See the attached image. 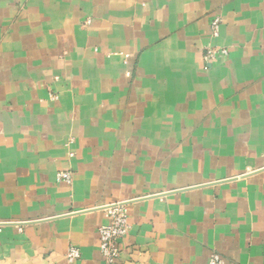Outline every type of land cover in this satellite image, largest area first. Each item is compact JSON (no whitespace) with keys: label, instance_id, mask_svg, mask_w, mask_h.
<instances>
[{"label":"crops","instance_id":"0c3cea01","mask_svg":"<svg viewBox=\"0 0 264 264\" xmlns=\"http://www.w3.org/2000/svg\"><path fill=\"white\" fill-rule=\"evenodd\" d=\"M177 124H241L204 183L163 169ZM118 201L113 264H264V0H0V264H104Z\"/></svg>","mask_w":264,"mask_h":264},{"label":"rangeland","instance_id":"374dc122","mask_svg":"<svg viewBox=\"0 0 264 264\" xmlns=\"http://www.w3.org/2000/svg\"><path fill=\"white\" fill-rule=\"evenodd\" d=\"M196 125L177 124V129L174 125L171 129H164V137L170 139H177V141L176 144H172L170 141L171 144L169 143L168 145H166V148L169 149V151H166V154H164L162 160L163 169L166 172L172 169L173 167L178 169L180 175L178 182L179 185L189 184L191 182L196 184L204 183V181H206V178L208 177H206V175H203V173H206V170H208V166L209 168L211 167L212 170L214 168L216 170L219 168V158H224V154H226V147H228L230 138H235L234 132L240 131L237 126L241 124H226L225 128H222L224 124H207V129L204 130L203 135H201L200 133L198 134L200 130L196 129L198 128V126L196 127ZM200 136H204V138H201V141L199 139ZM176 154H178L177 157ZM190 154L192 158L190 157ZM251 169L252 168L250 167L249 162L247 161L245 173L252 171ZM192 171L194 173L193 176ZM190 176H192L191 182ZM219 179L220 177L212 176L209 181H215ZM164 181H166V178H164ZM130 230L131 225L129 223V230L125 237L130 233ZM121 253L122 247L120 249V255Z\"/></svg>","mask_w":264,"mask_h":264},{"label":"built area","instance_id":"2783aa9c","mask_svg":"<svg viewBox=\"0 0 264 264\" xmlns=\"http://www.w3.org/2000/svg\"><path fill=\"white\" fill-rule=\"evenodd\" d=\"M221 19L217 18L212 23V32L215 36L219 34ZM88 20L86 23H89ZM227 54V48L210 47L208 48L205 59L207 61L214 60L218 54ZM73 172L71 170H60L57 179L60 182L71 184L73 182ZM108 222L99 228L101 239L100 251L103 256L104 264H113L120 256V240L125 237L129 230L128 211L126 202L118 201L109 204L106 207ZM81 257L79 248L71 246L68 250L66 258L72 263ZM208 264H226L225 260L218 252H212Z\"/></svg>","mask_w":264,"mask_h":264}]
</instances>
